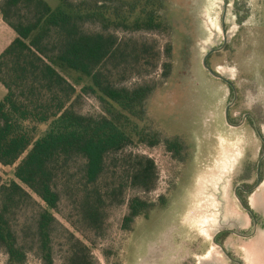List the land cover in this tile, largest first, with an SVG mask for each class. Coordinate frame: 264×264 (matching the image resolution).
<instances>
[{
    "label": "trees",
    "instance_id": "trees-1",
    "mask_svg": "<svg viewBox=\"0 0 264 264\" xmlns=\"http://www.w3.org/2000/svg\"><path fill=\"white\" fill-rule=\"evenodd\" d=\"M58 1L0 0V17L15 33L0 52V165L13 174H0L6 264H24L30 252L39 264H53L55 235L64 240V264H92L90 246L75 233L91 244L128 188L148 191L156 182L151 158L123 150L158 143L138 124L157 83H124L170 74V42L133 35L168 32L165 0ZM86 95L100 110L82 112ZM165 147L177 155L180 145ZM62 204L73 230L55 216ZM126 204L124 229L151 205L138 195Z\"/></svg>",
    "mask_w": 264,
    "mask_h": 264
},
{
    "label": "rangeland",
    "instance_id": "rangeland-1",
    "mask_svg": "<svg viewBox=\"0 0 264 264\" xmlns=\"http://www.w3.org/2000/svg\"><path fill=\"white\" fill-rule=\"evenodd\" d=\"M45 1L51 7L59 4L58 0ZM161 15L168 24L167 33L133 35L155 38L159 46L170 42V74L161 78L157 70L124 83L132 85L144 79L157 83L144 100V115L138 124L155 135L158 143H140L123 150L153 160L155 186L148 191L128 188L125 201L109 209L104 234L93 237L91 244L75 233L90 246L92 264H226L213 236L225 226L232 227L236 219L242 227L248 226L235 203L233 187L243 179L240 171L250 167L262 151L260 137L249 119L242 123V114L253 112L264 136V0H165ZM213 48L220 49L207 57V64L236 90L235 103L227 112L232 123L225 121V107L233 99L231 88L202 65L203 55ZM4 93L0 84V99ZM81 110L100 109L97 100L86 95ZM240 120V125H234ZM167 142L180 145L177 155L166 149ZM0 173L3 180L13 178L11 166L0 167ZM263 182L264 175L253 194L255 200L260 197L262 220ZM134 195L151 205L124 229L121 220L126 202ZM60 209L56 218L73 230L64 217L63 204ZM257 237L262 251L258 249L255 256L264 264V226ZM224 240L227 250L243 256L246 264L244 247L249 242L231 234ZM211 246V256L200 260ZM65 248L63 238L55 235L53 264H64ZM0 264H6L1 250ZM24 264H39V260L30 252Z\"/></svg>",
    "mask_w": 264,
    "mask_h": 264
},
{
    "label": "flooded vegetation",
    "instance_id": "flooded-vegetation-1",
    "mask_svg": "<svg viewBox=\"0 0 264 264\" xmlns=\"http://www.w3.org/2000/svg\"><path fill=\"white\" fill-rule=\"evenodd\" d=\"M223 80V79H222ZM228 84L233 92V99L231 102L227 104V112L231 106L234 105L236 96H234L233 87L225 80H223ZM225 107V110H226ZM227 112L225 111V121L226 123H232L233 118L227 117ZM249 119L254 130L257 132L260 137V141L262 144V151L257 156L254 163L249 167L243 168L240 173L243 179H240L239 183L235 184L233 187V196L235 199V203L238 206V209L241 210L245 219L248 221V226L245 228L240 225V221L236 219L234 225L225 226L218 230V232L213 236L215 244L222 250L224 253L227 263L226 264H245V259L241 255H236L235 253L227 250L224 238L227 235H233L236 240L243 241L245 244H251L253 247H259L260 243L257 241V233L261 226H264V220H262L261 214V205H260V197H257L254 204H251V197L254 196V191L258 188L263 180L264 175V136H261L258 130L259 121L257 116L253 112H244L242 114V123H245L246 120ZM241 120L234 124L240 125ZM212 239V240H213ZM217 242V243H216ZM208 248L201 256L200 260L208 259ZM208 257V258H207ZM205 264V263H204ZM247 264V261H246Z\"/></svg>",
    "mask_w": 264,
    "mask_h": 264
},
{
    "label": "bare ground",
    "instance_id": "bare-ground-1",
    "mask_svg": "<svg viewBox=\"0 0 264 264\" xmlns=\"http://www.w3.org/2000/svg\"><path fill=\"white\" fill-rule=\"evenodd\" d=\"M263 184H264V182H263ZM254 203H255V199H254V196H252L251 197V204H254ZM206 227H207L206 225H203L204 230L206 231L207 234H209ZM244 248H245L244 251L247 253V259H246L247 264H259L258 258L255 255H256L258 249H261V248L260 247H253V246H251V244H248L247 247H244ZM212 249H213V246H211L209 249L208 257L211 256ZM261 251H262V249H261Z\"/></svg>",
    "mask_w": 264,
    "mask_h": 264
},
{
    "label": "crops",
    "instance_id": "crops-1",
    "mask_svg": "<svg viewBox=\"0 0 264 264\" xmlns=\"http://www.w3.org/2000/svg\"><path fill=\"white\" fill-rule=\"evenodd\" d=\"M14 36V31L0 18V52L14 38ZM0 167L2 166L0 165Z\"/></svg>",
    "mask_w": 264,
    "mask_h": 264
},
{
    "label": "water",
    "instance_id": "water-1",
    "mask_svg": "<svg viewBox=\"0 0 264 264\" xmlns=\"http://www.w3.org/2000/svg\"><path fill=\"white\" fill-rule=\"evenodd\" d=\"M219 49H220V48H213V49L208 50V51L203 55V57H202V65H203V67L206 68V69L208 70V72H209L210 74H212L213 76H215V77H217V78H220V79H223V80L227 81V82L233 87V90H234V96H235V95H236V90H235V88H234L232 82H230L227 78H225L224 76H222L221 74H219L218 72H216L214 69H212V68L207 64V57H208L212 52L217 51V50H219ZM227 108H228V107H226V110H225L226 112H227ZM213 241H214V239H213Z\"/></svg>",
    "mask_w": 264,
    "mask_h": 264
}]
</instances>
